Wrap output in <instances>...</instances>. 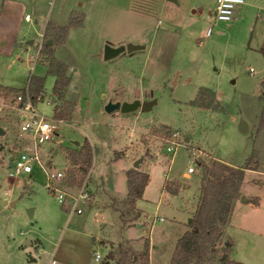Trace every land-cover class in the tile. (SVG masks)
<instances>
[{
	"label": "rangeland",
	"instance_id": "obj_1",
	"mask_svg": "<svg viewBox=\"0 0 264 264\" xmlns=\"http://www.w3.org/2000/svg\"><path fill=\"white\" fill-rule=\"evenodd\" d=\"M214 2L38 1V10L60 11L59 18L64 22L70 19L68 9L78 8L71 15L79 23L70 25L61 41L63 30L49 22L42 40L30 51L20 53L21 61L0 67V80L4 77V81L13 83L12 92L26 88L30 66L26 63H32L26 58L37 51L38 64L32 72L44 77V95L37 101V108L51 121H61L57 134L41 144L39 159L47 170L65 169V176L56 185L68 195L64 202L58 201L38 164L32 172L21 173L16 179L8 176L10 153L23 148L25 136L18 130V116L13 115L18 111L1 110L0 125L6 130L0 134L1 257L14 261L22 258L27 264L26 257H31L24 250L29 248L39 255L40 245L34 244L40 239L43 247L54 251L55 262L51 264L112 262L105 255L116 250L118 242L134 250L137 257L133 262H138L148 240L149 264H168L177 239L188 225L187 204L194 194L197 172H202L198 161L210 163L217 157L248 170L256 168L246 172L245 187L261 201H251L243 208L241 221L249 219L250 224L239 222L232 227V240L221 235L203 264H220L219 257L229 247L230 258L242 264H264V126L260 124L264 112V55L258 49L264 45V35L258 36L261 22L256 20L257 8L251 13H238L240 17L235 20L214 24L208 13ZM243 9L244 3L238 10ZM27 11L32 20L23 23V43L36 39L43 25L39 16L34 22L31 7ZM209 25L212 31L206 35ZM49 36L58 42L51 54L64 61L71 73L66 88L56 91H52L54 76L45 68L51 59L45 43ZM105 43H134L140 47L104 59ZM198 93L208 106L196 103ZM135 98L155 99V103L148 110L128 112H107L103 108L107 99ZM55 112L63 116L56 117ZM5 116L10 126L4 123ZM240 118L248 124L246 131L238 128ZM174 130L180 144L172 153L165 146ZM84 139L90 142L92 161L80 180V172L75 170L78 167L67 153L79 150ZM192 152H198V157H192ZM138 158L139 167L148 173L143 192L135 200L141 215L122 227L110 205V194L126 190L125 173ZM188 165L195 168L187 179L191 185L176 192L185 183L166 180L167 189L163 188L166 177L186 180L183 173ZM7 188H11L9 194ZM81 188L87 190L88 199L79 202L82 212L69 215L66 201ZM116 204L124 218L131 215L128 204ZM154 214L162 218L153 220ZM25 239L31 243L25 245ZM127 239L132 243L123 242ZM109 241L117 245L109 246ZM95 251L101 253L100 261L94 260ZM39 261L43 264L42 258Z\"/></svg>",
	"mask_w": 264,
	"mask_h": 264
},
{
	"label": "trees",
	"instance_id": "obj_2",
	"mask_svg": "<svg viewBox=\"0 0 264 264\" xmlns=\"http://www.w3.org/2000/svg\"><path fill=\"white\" fill-rule=\"evenodd\" d=\"M70 16L67 23L58 25L64 32L61 39L64 40L67 29L72 24H77ZM49 23H47L48 27ZM264 55V45L259 48ZM51 54V49H49ZM47 72L55 76L53 91L66 88L69 82L67 65L57 60L51 54ZM44 77L32 74L29 77L27 87L35 95L43 89ZM10 90V89H8ZM212 94V91L205 89ZM196 103L208 106L209 103L202 99L198 93ZM61 118L63 113H54ZM260 124L264 126V112ZM67 157L80 172V180L83 179L92 161V148L88 139H84L79 150L68 151ZM202 168L200 192L196 208L188 221L189 228L177 239L168 264H203L212 253V247L222 235L223 227L229 219L233 200L240 195V185L244 178L245 167L233 166L226 162L214 159L210 163L198 161ZM253 169H256L253 167ZM127 175V201L129 207H135V200L145 187L148 173L131 167L126 171ZM170 190V189H169ZM257 201V197L253 198ZM120 218L124 220L123 211L120 210ZM230 245L231 243L228 242ZM230 247L219 257L220 264H242L229 256ZM136 252L124 243H119L116 250L109 251L105 256L112 262L102 261L100 264H149V241L146 240L140 252L138 262H133L137 257Z\"/></svg>",
	"mask_w": 264,
	"mask_h": 264
},
{
	"label": "crops",
	"instance_id": "obj_3",
	"mask_svg": "<svg viewBox=\"0 0 264 264\" xmlns=\"http://www.w3.org/2000/svg\"><path fill=\"white\" fill-rule=\"evenodd\" d=\"M38 1L39 0H0V67L2 65H9V66L14 65L17 60L21 61L22 57H21L20 53L30 51L32 47H35L34 46L35 44H37L39 41L42 40V37H43L44 33L47 30V23L51 22L53 24L62 25V24H65L67 22V21L66 22L62 21V19L59 18L60 11H56V10L53 11L52 9H47L46 11L42 12V11L38 10V7H37ZM48 1L50 2V0H48ZM244 5H245V9L238 10L237 13H236L237 15H235L230 20H235V19L239 18L240 16H238V13L239 14H241L242 12L245 13V14H247V12L251 13L253 8H257L259 11L258 10L256 11V20L261 22V28L259 29L258 36H259V38H260V36L263 37V35H264V10L261 11L260 9H262L264 7V0H244ZM28 7H31L32 11L34 12V19H33L34 22L35 23L38 22V18L37 17L39 16V17L42 18L43 25H42V28L38 31L36 39H34V38L26 39V41L23 43V39L25 37V35H24L25 31H22L23 23L31 22V20H32V18H31L30 21H27L24 18L25 13H29L27 11ZM260 7H262V8H260ZM73 10H79V9L78 8L68 9V14H70L69 16H71V13H72ZM193 11H195V10L193 9ZM65 37H66V35H65ZM47 39H51L52 42L51 43H47ZM47 39L45 40V43L51 49V52H52V50L54 48V45L56 43H58V42H56L51 36H49ZM261 46L262 45H260L259 48ZM38 52H39V50H38ZM37 58H38V55H37V51L36 50H35V52L33 54H29L28 55V59L26 58V62L29 59H32V63L31 64L29 63V61L26 63V65H30V66H28L29 67V74L27 75L26 86L28 84L29 77L32 74H34L32 72V69H33L34 65L38 64ZM56 59L61 61V62H64V61H62V60H60L58 58H56ZM45 68L47 70L48 66H45ZM66 73H67V75L69 77L71 76L70 69L68 67H67V72ZM34 75L42 76L40 74H34ZM3 78L0 80V87L6 88V89H11V88L14 87L13 83L9 82L8 80L4 81L5 78L4 79ZM54 80H55V76H54ZM52 91H53V88H52ZM39 93L41 94V97H43V95H44L43 94V89ZM48 99H47V102L49 101ZM1 112L2 111H0V113ZM13 115L18 116V119H19V112L18 113L15 112V113H13ZM0 118H1V114H0ZM3 120H4L5 124L9 125V122L7 120V116L3 117ZM4 130H5V128H4ZM5 132H6V130H5ZM23 147H25V145ZM120 154H122V153H120ZM156 156H157V154H156ZM215 158L217 160L226 162V163H228L230 165H233V166H240V165H235V164H232L230 162L221 160V159H219L217 157H215ZM131 167H134V168H137L139 170L144 171L143 169H141L139 167V164H138V166H134L133 165ZM248 169L249 168L245 169L244 178H243V180L241 182V185H240V188H239L240 193H243L245 196H247L248 200H246V201L240 200L239 199L240 195L233 200L232 209H231V212L229 214V219H228L227 223L224 225L223 232H222V236L227 238V239L229 237L232 240V238H231L232 237V232H231L232 230L231 229H232V227L238 226L239 222H241L242 224L245 223L244 225H249L250 224V220L249 219H245L244 222L241 221V215H242L243 208H245L249 202L254 201V199H253L254 197H257V201H254V202L260 203V201H261L259 195L250 193L249 191H247V189L245 187V183H246V180H245L246 178L245 177H247L246 176V172L254 171V169H250V170H248ZM194 172H195V168L191 172H189L186 169V171L183 173V175L186 178V180H183V181H180V180H169L166 177L165 181L163 183V188H166L165 187L166 180H168V181H179L181 183L182 182L185 183V185L179 186V189L176 192H183L185 190V187L188 184L187 179H190L191 178V173H194ZM9 177H11V176H9ZM16 177H11V178L12 179H16ZM196 180H197V183H196V185L194 187V194L191 197V200H189V203L187 204V208H186L187 209V214H188V217H189L187 221L190 220V218H191V216H192V214H193V212H194V210L196 208V205H197V202H198V198H199L201 174H199L198 172H197ZM147 181H148V179H147ZM126 184H127V175H126ZM188 185H191V184H188ZM10 191H11V188H7L5 190V192L7 194H9ZM127 191H128V187L126 188V190L123 193H116L115 192V193H111L110 194V205L114 209V211L117 213L119 223L121 224L122 227H124L126 225H130L134 221H137V219L141 215L140 209L135 204V207L131 208V211H132V212H130L131 215L128 214L124 218V220H121V218H120V210H121V208L116 203H119V204H125L126 203V201H127ZM56 198L58 199V197H56ZM4 200L5 201H3V202L6 203L7 200L6 199H4ZM10 201L14 202V200H10ZM58 201H60V200L58 199ZM80 201L81 200L75 201V200H73L71 198L69 199V201H66L65 205H66V209H68V211H69V215H72L74 212H77L76 208L79 207V202ZM254 206H256V205H254ZM78 213H80V212H78ZM159 217L162 218L161 216H158L157 214H154L153 215V220L158 219ZM241 226H243V225H241ZM188 228H189V226L186 225V227L184 228V231L187 230ZM26 240L29 241V244L31 243V240L25 239L24 241H26ZM39 240H37V243L34 244V245H36L35 247L40 245L39 246V255H37L36 253L32 254L30 252L29 248L24 250V252L26 254H29L30 257H31V259H28L27 257L25 259V257H24V259L27 261V264H40L39 260L41 258L43 260V264H51L50 263V259L53 258V252L54 251L48 250L45 247H43V245H44L43 241L42 240L39 241ZM123 242H131V240L127 239V240H124ZM107 243L109 244V246L110 245H117L114 241H109ZM119 243H121V242H118V244ZM25 245H28V244H25ZM0 264H24V260L21 258V259H18V261L17 260L14 261L13 259H7V258H4V257L0 256Z\"/></svg>",
	"mask_w": 264,
	"mask_h": 264
},
{
	"label": "built area",
	"instance_id": "obj_4",
	"mask_svg": "<svg viewBox=\"0 0 264 264\" xmlns=\"http://www.w3.org/2000/svg\"><path fill=\"white\" fill-rule=\"evenodd\" d=\"M244 0H215L213 8L208 10V13L213 17V23L219 20L232 19ZM25 20L30 21L31 15L25 13ZM212 23V25H213ZM212 25L206 29V34L209 35L212 31ZM250 74L254 73L252 67L249 68ZM41 100V94L33 95L29 88L26 86L23 90L12 92H5L0 90V111L4 108L17 110L19 112V132L25 136V147L16 150L15 154L10 153V161L8 164L7 174L11 177H16L21 173H30L33 170L34 164H38L44 171L47 178V187L61 202H64L68 193L60 190L56 185L57 181L65 176V169L50 171L43 167L39 159V149L41 144L51 140L54 134H57L58 125L61 124L60 120L51 121V118L42 114L37 108V101ZM178 132L172 131L165 146L166 151L174 153L177 146L180 144L178 139ZM201 152V150H199ZM192 157H198V152H192ZM189 172L194 170L192 165L187 166ZM83 187L85 185L83 184ZM70 198L77 201H86L88 199L87 190L81 188L77 194L70 195ZM77 212H81L82 208L77 207ZM157 217V216H156ZM160 218V217H159ZM102 258L101 253L95 251L94 259L100 261ZM51 263L55 259H50Z\"/></svg>",
	"mask_w": 264,
	"mask_h": 264
},
{
	"label": "water",
	"instance_id": "obj_5",
	"mask_svg": "<svg viewBox=\"0 0 264 264\" xmlns=\"http://www.w3.org/2000/svg\"><path fill=\"white\" fill-rule=\"evenodd\" d=\"M51 39H47V43H51ZM140 44H134V43H127V44H118V45H111L109 43H105L103 47V58L104 59H110L119 53H121L124 50L130 51L135 48H139ZM261 87L264 90V79L261 81ZM155 103V99H148V100H140L138 98L132 99V100H112L107 99L106 102L103 105V108L107 112H111L114 110H119L121 112H128L133 110H148L151 108V106ZM238 128L240 131H246L248 129L247 122L240 118V121L238 123ZM5 132L4 128L0 125V134H3ZM78 142V141H75ZM1 161V157H0ZM141 161V158H138L134 161L133 165L137 166L138 163ZM239 199L242 201L248 200V197L245 196L243 193H240ZM5 201V200H4ZM10 204H13V201H10ZM30 214V213H29ZM25 244H29V241H24Z\"/></svg>",
	"mask_w": 264,
	"mask_h": 264
}]
</instances>
